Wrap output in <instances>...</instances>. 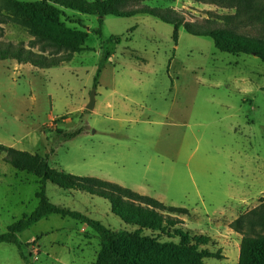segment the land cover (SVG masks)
I'll list each match as a JSON object with an SVG mask.
<instances>
[{
    "label": "rangeland",
    "instance_id": "obj_1",
    "mask_svg": "<svg viewBox=\"0 0 264 264\" xmlns=\"http://www.w3.org/2000/svg\"><path fill=\"white\" fill-rule=\"evenodd\" d=\"M144 3L173 8L184 20L208 29L226 28L220 16L236 13L194 0ZM99 27L101 35L95 33ZM36 28L89 49L74 53L47 48L46 54L58 58L74 56L48 69L0 61V145L47 157L52 168L66 173L119 183L168 208H184L163 212L211 238L213 252L229 232L231 240L224 241H231L230 251L237 246L243 235L227 217L231 204L242 202L239 217L264 197V61L255 54L222 52L211 37L190 34L184 27L175 38L172 24L147 14L107 15L100 24L95 15L66 10L59 20ZM227 34L264 45L260 26L227 29ZM0 40L42 51L43 42L35 41L30 28L10 19L0 23ZM94 89V109L78 112ZM57 129L81 132L65 141ZM40 184L39 177L15 169L0 154V233L37 208ZM45 190L53 203L111 229H134L113 213L105 198L51 182ZM18 237L33 264H58L56 257L69 255V250L85 259L90 258L88 250L100 251V239L90 227L56 214ZM12 246L19 254L18 246ZM138 257L151 263H186L185 256L145 252ZM205 262L224 264L222 259Z\"/></svg>",
    "mask_w": 264,
    "mask_h": 264
},
{
    "label": "trees",
    "instance_id": "obj_2",
    "mask_svg": "<svg viewBox=\"0 0 264 264\" xmlns=\"http://www.w3.org/2000/svg\"><path fill=\"white\" fill-rule=\"evenodd\" d=\"M194 1L233 9L236 13L220 16L226 28L208 29L184 20L173 8L152 7L146 5L145 0H93L91 2L87 0H36L31 3L0 0V23H6L10 19L25 25L30 28L35 41L43 42L42 51L36 52L33 50L34 46L28 48L24 43L15 44L0 40V61L14 60L20 64H32L38 68L48 69L60 66L72 60L74 56L58 58L53 54H46L45 49L47 48L66 49L74 53L89 49L36 28V24L59 20L65 15L66 10L95 15L99 18L100 24L107 15L118 17L151 15L172 24L175 38L178 36L179 29L184 27L190 34L211 37L216 48L222 52L255 54L264 61V45L227 34V29L237 30L241 26L256 25L264 28V0ZM75 22L79 25L83 24L81 19ZM95 33L101 35L102 28L99 27ZM84 37H88V34L85 33ZM113 39L119 40L118 38ZM108 57L105 55V58ZM102 67L101 64L98 68L95 86ZM80 132V130L64 132L60 129L56 131L57 135L65 141L75 138ZM0 154H3V160L15 169L32 173L40 178V191L36 193L39 199L37 208L31 214L23 215L20 220L10 225L5 233H0V244L17 245L25 264L33 263L29 262L28 257L22 251L23 244L19 241V234L34 223L53 214L79 220L98 235L100 239L98 262L100 264H175L145 262L138 257V254L145 252L166 254L177 259L185 256V264H204V261L210 258L223 259L220 250L213 252L209 249L212 243L211 238L198 235L191 228L186 227L182 218L163 212V210L182 212L184 208H168L155 198L143 196L131 188L114 182L59 172L50 166L47 157L38 154L1 145ZM93 181H98L103 186L91 184L90 182ZM47 182L66 190H79L107 199L113 213L134 229L114 230L82 212L53 203L45 190ZM231 227L243 235L239 264H264V197L261 198L258 207L239 216ZM27 245H32V242Z\"/></svg>",
    "mask_w": 264,
    "mask_h": 264
},
{
    "label": "crops",
    "instance_id": "obj_3",
    "mask_svg": "<svg viewBox=\"0 0 264 264\" xmlns=\"http://www.w3.org/2000/svg\"><path fill=\"white\" fill-rule=\"evenodd\" d=\"M11 61H14V60H11ZM71 61V60H70ZM70 61H66V62H70ZM64 62V63H66ZM16 67H23V65H29L31 67H34V68H38L32 64H20L16 61H14ZM64 63H62L61 65H63ZM39 69H42V68H39ZM89 101H90V98H89ZM89 101H84L82 103V105L78 108V112H83V111H86L88 110L87 109V105L89 103ZM95 104H96V101H95ZM225 117H230L229 115H225ZM64 121L66 123H69L71 122V118L70 117H65ZM230 121V120H229ZM232 124L230 127L232 129L235 128V125L231 122H229V125ZM228 125V126H229ZM55 169V168H53ZM59 172H65V171H62V170H58V169H55ZM66 173V172H65ZM68 174H71V175H74V176H79V175H75V174H72V173H68ZM79 177H95V178H99V177H96V176H79ZM99 179H102V178H99ZM102 180H105V179H102ZM106 181H109V180H106ZM112 182V181H110ZM116 183V182H114ZM119 184V183H117ZM121 185V184H120ZM123 186V185H122ZM125 187V186H124ZM133 190V189H132ZM242 206V202L240 201L239 203H235V204H231V207L229 208L228 210V219L230 222H232L233 220H236V218L238 217L237 213L240 211V207ZM226 205L223 206L219 211H223L225 210L226 208ZM217 211V212H219ZM233 214H236L235 217L231 216ZM41 221V220H40ZM232 232H229V234H225L224 236H221L220 237V241L222 243V245H220L218 251L220 250L221 253H222V256H223V261H224V264H228V263H231L233 262L234 264H239V260H240V249H241V241H237V246H234V248L231 249L230 251V243L229 241L228 242H225L224 240L226 239H229L231 240V234ZM224 243V244H223ZM14 244H7V243H2L0 244V264H23L22 263V260H21V256H20V252L18 254V252L15 250V248L12 246ZM37 245H38V242H37ZM86 246H87V243H86ZM38 250H40V255H41V249L40 248H37ZM89 254H90V258L88 259H85V258H77V257H74V255L72 256L70 253H71V250L68 251L69 255H64V254H59L58 257H56V260L59 262L58 264H100L98 262V252H95V251H91L88 250ZM21 257V258H20ZM36 261H39L40 258L37 257L35 258ZM210 259H215V258H210ZM25 263V262H24ZM204 264H206V262L204 261Z\"/></svg>",
    "mask_w": 264,
    "mask_h": 264
},
{
    "label": "water",
    "instance_id": "obj_4",
    "mask_svg": "<svg viewBox=\"0 0 264 264\" xmlns=\"http://www.w3.org/2000/svg\"><path fill=\"white\" fill-rule=\"evenodd\" d=\"M95 101H96V90L94 89L91 92L90 101H89V103L87 105V109L88 110L94 109V107H95Z\"/></svg>",
    "mask_w": 264,
    "mask_h": 264
},
{
    "label": "built area",
    "instance_id": "obj_5",
    "mask_svg": "<svg viewBox=\"0 0 264 264\" xmlns=\"http://www.w3.org/2000/svg\"><path fill=\"white\" fill-rule=\"evenodd\" d=\"M32 245H35V244H32ZM36 249H37V247H36ZM38 250V249H37ZM37 258V257H36Z\"/></svg>",
    "mask_w": 264,
    "mask_h": 264
}]
</instances>
